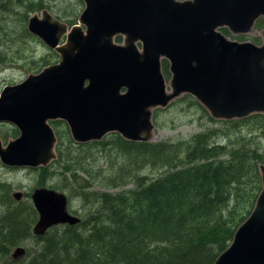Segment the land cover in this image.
I'll return each mask as SVG.
<instances>
[{"label": "water", "instance_id": "obj_1", "mask_svg": "<svg viewBox=\"0 0 264 264\" xmlns=\"http://www.w3.org/2000/svg\"><path fill=\"white\" fill-rule=\"evenodd\" d=\"M71 28L48 10L28 20V32L59 55V62L0 93V123L19 131L0 162L10 168L45 167L54 161L57 136L50 122L64 121L76 143L118 133L133 142L154 136L153 110L188 94L216 120L264 114L263 43L227 39L220 29L247 34L264 18V0H83ZM123 43H116V37ZM141 47V50L140 48ZM169 64L170 91L162 70ZM262 191L233 242L214 264H264ZM21 200L23 193H14ZM36 236L81 218L68 196L41 187L31 196ZM17 247L13 258L23 257Z\"/></svg>", "mask_w": 264, "mask_h": 264}, {"label": "trees", "instance_id": "obj_2", "mask_svg": "<svg viewBox=\"0 0 264 264\" xmlns=\"http://www.w3.org/2000/svg\"><path fill=\"white\" fill-rule=\"evenodd\" d=\"M17 8L22 31L16 33L25 38L31 37L26 26L31 15L45 9L51 12L42 2L0 0L3 17ZM71 14L74 19L66 20L69 26L78 21L77 14ZM55 18L62 21L60 16ZM255 29H264V18L256 21ZM6 32L8 36L0 32V47L4 40L9 42L11 32ZM116 41L123 38L118 36ZM23 56V47L17 48L12 61L17 63ZM162 68L170 77L166 60ZM177 100L165 108L182 104L206 120L204 129L187 139L133 142L110 133L101 141L76 143L65 122L52 123L57 157L47 167L32 169L43 175L38 188L46 187L56 174L62 183L52 189L71 198L73 184L78 185V194L95 197L93 211L77 225H58L36 236L33 226L38 214L32 202L25 206L28 222L20 214L22 204L14 207L9 187L0 183V201L14 208L9 218L13 222L0 233L3 264H9L11 250L22 245L27 264H214L231 245L262 191L264 114L216 120L192 96ZM14 133L18 135L15 129ZM98 154L110 159L106 169L101 164L93 171ZM117 154L126 160L117 162ZM16 216L25 217L20 223ZM30 239L33 244L28 243Z\"/></svg>", "mask_w": 264, "mask_h": 264}, {"label": "rangeland", "instance_id": "obj_3", "mask_svg": "<svg viewBox=\"0 0 264 264\" xmlns=\"http://www.w3.org/2000/svg\"><path fill=\"white\" fill-rule=\"evenodd\" d=\"M34 3L42 2L47 8L51 9V14L56 17L60 16L62 21L66 23L68 19H74L71 13L77 14V19H79L80 14L84 9V2H80V0H30ZM48 10L49 9H45ZM44 11V10H43ZM21 12L20 8L16 9V13H12L11 15H5L4 17L0 13V25L4 24L3 27L0 26V32L3 35L8 36L6 31L11 32V37L9 42L4 40L2 46L0 47V57L2 58V63H0V93L2 90L11 85L18 84L22 82L25 78L28 77L29 74H35L40 72L44 67L51 66L59 62V56L55 55V52L50 50L40 39L31 35L29 38L21 37V34H17L16 31H22V22L18 13ZM42 11H35L31 17L35 14L41 16ZM2 19L4 20L2 23ZM30 19V18H29ZM29 22V21H28ZM78 24V21H76ZM75 24V25H77ZM28 26V23L26 24ZM69 26V25H68ZM74 26V25H73ZM70 28L72 26H69ZM224 29V28H223ZM227 38L232 41L238 42H254L257 45H261L263 43L262 32L261 30L253 29V31L247 34H234L230 32L228 29ZM222 32V29L220 30ZM223 33V32H222ZM255 39H258V42H255ZM23 47L24 56L23 59L17 63L15 60L12 61L13 53H15V49ZM141 50V47H139ZM22 57V55H21ZM14 59V58H13ZM12 61V62H11ZM170 73V72H169ZM165 76L166 85L168 91H170V77ZM186 95V94H185ZM182 95L181 97H183ZM191 96V95H190ZM179 97V98H181ZM177 98V99H179ZM194 98V97H193ZM176 99V101H178ZM175 101V100H174ZM173 101V102H174ZM171 104V103H170ZM203 106V105H202ZM204 107V106H203ZM205 108V107H204ZM160 109L159 111H157ZM153 110L152 121L155 125L154 136L151 142H164V141H176L179 139H187L192 135L200 132L204 129L205 119L202 118L200 112L195 109L188 110L182 104H177L172 108H158ZM206 109V108H205ZM157 111V112H156ZM207 111V110H206ZM208 112V111H207ZM157 113V119H154V115ZM209 113V112H208ZM210 115V113H209ZM211 116V115H210ZM201 118V119H200ZM63 122V121H61ZM14 127L9 124H0V139L3 141L4 145H7L10 141L15 140L19 135L14 133ZM16 130V129H15ZM262 146L264 147V141ZM78 155V152L75 153ZM124 156L121 154H117L116 160L119 163H123ZM110 158H104L101 154H98V161L94 164L95 168L93 171L99 168L101 165L104 169L105 162ZM91 160V159H89ZM126 160V159H125ZM124 160V161H125ZM86 161H84L85 163ZM91 164V162H88ZM150 173V172H149ZM146 174V173H145ZM83 178V175H79ZM43 175L40 174L39 171L30 170V169H15V168H7L0 163V183L5 184L10 189V196L14 200L13 194L21 192L23 193L22 201H15L12 203L14 207H20L19 203H21L22 207L20 214L26 215V220L31 222L30 217L28 216L29 210L28 207L30 203V194L38 188V184L40 183ZM62 183V180H58V176L55 174L51 179L47 180L45 185L47 188H52L57 183ZM74 187H78V185L73 184ZM73 188L72 196L69 199V211L73 215L80 217L81 219H86L87 215H90L93 211L95 197L93 195H83L81 193L78 194ZM99 189H103L102 187H98ZM96 188V190H99ZM114 193L113 191H110ZM25 195V196H24ZM14 208L9 207L4 202L0 201V233L8 230V224L10 225L13 220H9V218L13 217L12 212ZM25 216H16L15 219L21 220ZM27 223H25L26 225ZM25 225H22L20 228L24 229ZM34 227V226H33ZM0 239H2L0 235ZM28 241V240H27ZM28 243H32L31 239ZM33 244V243H32ZM26 250V246L22 245ZM16 249L13 248L10 252L9 264H27L28 256L27 250L23 257L14 259L13 253ZM7 259V258H6ZM5 260V259H4ZM0 264H3L1 256H0Z\"/></svg>", "mask_w": 264, "mask_h": 264}, {"label": "flooded vegetation", "instance_id": "obj_4", "mask_svg": "<svg viewBox=\"0 0 264 264\" xmlns=\"http://www.w3.org/2000/svg\"><path fill=\"white\" fill-rule=\"evenodd\" d=\"M180 1H185V0H180ZM259 19H260V18H259ZM61 22H62V21H61ZM63 23H64V22H63ZM255 23H256V22H255ZM65 24H66V23H65ZM66 25H67V24H66ZM67 26H68V25H67ZM72 27H73V26H72ZM68 28H70V27L68 26ZM254 28H255V24H254V26H253V29H254ZM226 29H228V28H224V29H222V32H223V33H222V32H221V33L227 38L226 35H228V31H227ZM220 30H221V29H220ZM224 30H225V31H224ZM228 30H229V29H228ZM263 30H264V29H263ZM263 30H261V32H262ZM229 31H230V30H229ZM252 31H253V30H252ZM230 32H231V31H230ZM237 35H239V34H237ZM116 38H117V37H116ZM122 38H123V37H122ZM227 39H229V38H227ZM115 40H116V39H115ZM229 40H230V39H229ZM231 41H232V40H231ZM237 42H238V41H237ZM116 43H118V44H122L123 41L120 42V43L116 41ZM46 46H47V45H46ZM47 47H48V46H47ZM48 48H49V47H48ZM49 49H50V48H49ZM50 50H51V49H50ZM52 51H53V50H52ZM54 52H55V51H54ZM55 53H56V52H55ZM56 54H57V53H56ZM57 55H58V54H57ZM58 56H59V55H58ZM163 60H165V59H163ZM163 60H162V61H163ZM56 64H57V63H56ZM53 65H55V64H53ZM44 68H45V67H44ZM44 68H43V69H44ZM43 69H42V70H43ZM42 70H41V71H42ZM162 70H163V68H162ZM41 71H40V72H41ZM38 73H39V72H38ZM163 73H164V72H163ZM57 121H61V120H57ZM57 121H52V122H50L51 126H52V123L57 122ZM63 122H64V121H63ZM5 124H7V123H5ZM9 125H10V124H9ZM66 125H67V124H66ZM11 126H12V125H11ZM13 127H14V126H13ZM67 127H68V126H67ZM14 128H15V127H14ZM15 129L18 131L17 128H15ZM18 135H19V131H18ZM18 137H19V136H18ZM18 137H17V138H18ZM0 140H1V139H0ZM1 141H2V140H1ZM2 143H3V141H2ZM3 145H4V144H3ZM4 146H7V145H4ZM0 163H1V162H0ZM1 164H2V163H1ZM2 165H3V164H2ZM7 168H10V167H7ZM15 169H31V168H15ZM33 192H34V191H33ZM33 192H32V194H33ZM20 193H21V192H20ZM32 194H31V196H32ZM24 196H25V195H24ZM31 196H30V198H31ZM30 198H29V199H30ZM14 200L17 201L15 198H14ZM21 201H22V199H21ZM17 202H18V201H17Z\"/></svg>", "mask_w": 264, "mask_h": 264}, {"label": "bare ground", "instance_id": "obj_5", "mask_svg": "<svg viewBox=\"0 0 264 264\" xmlns=\"http://www.w3.org/2000/svg\"><path fill=\"white\" fill-rule=\"evenodd\" d=\"M251 43H254V42H251ZM255 44V43H254ZM257 45V44H256ZM258 46H260V45H258ZM54 51V50H53ZM49 67V66H48ZM30 75V74H29ZM0 124H5V123H0ZM72 137V136H71ZM73 139V138H72ZM74 141V140H73ZM151 142V141H150ZM4 166V165H3ZM48 166V165H47ZM47 166H45V167H47ZM5 167H7V166H5ZM38 168H41V167H38ZM38 168H31V169H38ZM39 188H41V187H39ZM37 189V188H36ZM17 200V199H16ZM18 202L20 201V200H17ZM30 201L32 202V199L30 198ZM32 204H33V202H32ZM33 207H34V205H33ZM35 209V208H34ZM36 211V210H35ZM247 220V219H246ZM245 220V221H246ZM242 225V224H241ZM240 227V226H239ZM235 236V235H234ZM233 242V241H232ZM16 249V248H15Z\"/></svg>", "mask_w": 264, "mask_h": 264}]
</instances>
